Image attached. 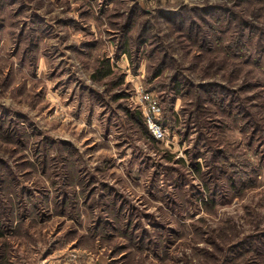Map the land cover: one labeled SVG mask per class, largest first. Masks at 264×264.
<instances>
[{"label":"rangeland","instance_id":"374dc122","mask_svg":"<svg viewBox=\"0 0 264 264\" xmlns=\"http://www.w3.org/2000/svg\"><path fill=\"white\" fill-rule=\"evenodd\" d=\"M0 264H264V0H0Z\"/></svg>","mask_w":264,"mask_h":264},{"label":"built area","instance_id":"2783aa9c","mask_svg":"<svg viewBox=\"0 0 264 264\" xmlns=\"http://www.w3.org/2000/svg\"><path fill=\"white\" fill-rule=\"evenodd\" d=\"M135 104L140 108L150 133L157 139L168 138L169 128L164 122L163 101L161 96L152 89L144 86L143 82H136Z\"/></svg>","mask_w":264,"mask_h":264},{"label":"trees","instance_id":"16d2710c","mask_svg":"<svg viewBox=\"0 0 264 264\" xmlns=\"http://www.w3.org/2000/svg\"><path fill=\"white\" fill-rule=\"evenodd\" d=\"M110 70H108V71H106V72H104V73H108ZM137 114L138 115H140L141 117H143V114H142V112H141V110H139V111H137ZM144 118V117H143ZM164 122H166V118L164 117ZM144 123H146L145 121H144ZM146 129H147V131L149 132V134H151L150 133V131H149V128L146 126ZM152 135V134H151ZM154 137V136H153ZM155 138V137H154Z\"/></svg>","mask_w":264,"mask_h":264}]
</instances>
